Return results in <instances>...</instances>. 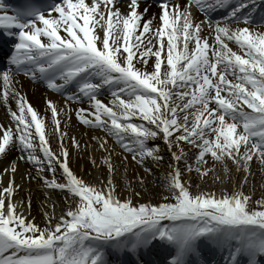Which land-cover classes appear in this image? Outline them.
<instances>
[{
	"label": "snow or ice",
	"instance_id": "6c2138e0",
	"mask_svg": "<svg viewBox=\"0 0 264 264\" xmlns=\"http://www.w3.org/2000/svg\"><path fill=\"white\" fill-rule=\"evenodd\" d=\"M118 2L92 0L89 6L85 0H62L41 7L28 0L12 15H0V29L17 41L9 61L14 73L10 69L3 74L5 90L13 97L18 95L9 86L11 75L21 72L31 75L33 80H43L49 89L60 94L68 85L75 84L79 95L67 99L87 98L95 109L88 113L94 116V122L84 118L85 110L79 109L77 117L81 123L112 136L133 154V159L138 156L141 163L146 158L157 162L162 159L159 147L148 144L162 134L170 151L179 150L172 151L171 158L177 165L170 166L171 171L164 178L166 190L171 193V197L164 199L175 203L133 206L130 200L120 202L115 198L111 179L105 191L77 178L70 170V153L62 142L67 134L59 132L60 121L55 119L60 110L48 101L55 131L61 139L57 156L46 139L45 125L31 106H27L31 123L27 122L26 101L19 97L20 115L11 113L13 121L18 122L16 133L10 129L3 131L0 154L6 153L9 146L16 147L22 153L21 159L26 154L38 173L53 174L51 180L40 177L45 186L66 191L72 199L79 200L54 226L49 218V226L42 230L15 214L11 200L14 188L10 182L0 192V264H107L106 246L136 254L138 249L148 248L157 240L174 249L169 264H189V258L198 255L196 245L202 239L228 251L226 264H239L241 256L248 258V264H258V258L264 256V210L250 208L251 196L242 191L222 198L204 192L191 194L178 165L182 159L187 163L184 148L187 144L198 149L195 171L202 177L211 171L202 170L209 155L214 163L230 160L237 171L248 175L254 157L264 167V32L251 28L253 23L264 28V12L259 21L255 20L264 0H259V4L257 0H188L183 6L173 4L172 0H160L161 26L154 33L153 21H144L138 11V0H129L126 14L116 8ZM190 4H195L206 16L225 9L226 18L217 22L214 29L211 18L195 23ZM0 11L7 12L2 0ZM53 11L57 17H52ZM203 23H208L215 32L214 43L201 36ZM233 23H243L245 27L233 28ZM141 26L142 31L137 34ZM61 32L67 35L62 36ZM180 35L183 48L177 52ZM165 36L166 45L162 43ZM154 38L160 44L156 50ZM229 43H235L243 55L234 52ZM165 47L167 66L162 72ZM152 56L153 71H148L147 58ZM136 64L143 68H137ZM105 86L111 91V106L98 99L100 89ZM181 88L193 89L186 102L187 91H173ZM222 92L226 95H221ZM4 100L7 103V95ZM213 101L216 108L209 107ZM197 105L200 107L196 108ZM245 106L251 111H245ZM192 109L195 111L190 112ZM134 117L146 123H134ZM33 125L43 159L33 143L30 131ZM211 134L213 139L208 138ZM72 144L79 147L75 139ZM100 147L108 151L107 141H100ZM103 162L111 173L110 161ZM57 167L66 182H57ZM15 170L13 165L11 171ZM192 170L189 165L188 171ZM244 182L247 183V176ZM256 207L264 209V200L257 201ZM17 227L21 230L17 231Z\"/></svg>",
	"mask_w": 264,
	"mask_h": 264
},
{
	"label": "bare ground",
	"instance_id": "6f19581e",
	"mask_svg": "<svg viewBox=\"0 0 264 264\" xmlns=\"http://www.w3.org/2000/svg\"><path fill=\"white\" fill-rule=\"evenodd\" d=\"M86 3L89 4V6L91 5V2ZM257 3L259 4V0H257ZM116 8H118L122 14H126L129 11L128 3L126 2L117 3ZM145 9H147L146 13L144 12ZM101 10H103V5H101ZM138 11L142 14V19L144 21H153V33L156 28L161 26L159 15L162 10L160 7L140 4L138 6ZM172 11L173 9L170 6L169 12L171 13ZM0 15H2L1 11ZM51 15L52 17H57L55 12ZM106 19L107 16L105 14V20ZM201 19H205V17L202 16V14L197 13L194 22L200 23L202 21ZM78 22L81 24L83 23L82 21ZM101 23H103V21ZM232 27L237 28L245 26L234 25ZM214 28L215 26H211V29ZM251 28L255 31L264 32V28ZM97 29H99V25H97ZM211 29L206 24H202L201 36L204 38L206 37L207 39L209 38L208 41L210 44L214 43V39L210 37L215 34V32ZM140 31H142V26L140 29H137V34ZM60 34L62 36L67 35L65 32H61ZM102 35L103 33L100 32V36ZM68 39L71 38L68 37ZM41 40L46 42V38L44 37H41ZM97 43L98 46H101L99 44V40ZM120 43H122V40ZM162 43L165 45L167 44V36L164 37ZM154 44L155 47L153 50L160 47V44L156 42L155 38ZM229 47H231L237 54L243 55L235 43H229ZM166 57L167 48L165 47L162 52V72L167 66ZM147 59L149 60V67L147 70L153 71L152 65L155 61V57L152 56ZM136 67L143 68V65L136 64ZM228 79H232L234 83L236 82L231 76H229ZM9 87L18 93V95L13 97L10 91L6 93L4 85H0V137H2L4 130L9 129L15 135L18 122L13 121L11 113H16L17 116L20 115L17 100L19 97H23L26 101L25 115L27 122L31 123V116L27 114V106H31L37 113L38 119H40L45 125L46 139L49 141L50 149L57 156H59L61 139L60 135L55 131L56 126L54 124V118L52 116L51 109L48 108V101H51L57 109L60 110V114L55 119L60 121L59 132L61 134H67L62 142L70 153V170L77 178L97 189L103 188L105 191H107V188L109 187L108 180L111 179V186L114 189L115 198L119 199L120 202L130 200L132 205L137 207L142 204L154 207L159 206V200L162 199L166 193L164 178L171 171L170 166L177 165V162L171 158L172 151H179L178 149L170 151L161 138L162 134L157 138L148 141L149 146L159 147V155L162 159L157 162L153 161L151 158H146L143 163H141L138 156L136 159H133V154L125 151L112 136H108L99 128H94L81 123V120L77 117V111L79 109L85 110L82 114L84 118L92 120L93 122L95 119L94 116L88 115V113L94 112L95 109L90 105L87 98H81V101H70L66 98L53 95L42 87L32 85L17 76L11 77V84ZM168 87L172 88V86ZM173 91L175 90L173 89ZM75 92L76 91L74 89L72 94ZM5 95H7V103H5L4 100ZM221 95H226V93L222 92ZM98 99L105 105L111 106L110 102L112 100V96L108 86L100 89ZM177 103L181 102L177 101ZM209 107L216 108V105L210 104ZM244 110L249 112L251 111L246 106ZM190 119H192V117ZM133 122L137 124L146 123L136 117L133 118ZM20 127L23 129V126ZM241 130L242 129H238V131ZM30 131L32 133L33 143L37 145V154L41 159H43V153H40L38 148L39 138L35 137L34 125ZM73 139H75L79 145L78 148L73 146ZM103 140L107 141L108 151H105L100 147V141ZM184 148L188 156L187 163H185L182 159L179 162L178 167L183 173L182 179L186 186L189 187L191 194L196 195L200 192H204L213 194L216 198H219L218 192L213 188H217L214 182L219 178L218 173H220V164L214 163L212 159H207L208 163L203 166L202 170L211 169V171H209L207 176L202 177L200 173L195 171L196 154H198V149H193L187 144H184ZM21 155V151H19L16 147L11 146H9V150H6V153L0 154V192H2L3 189L11 182L14 188L11 200L15 206V214L24 218L26 223H32L42 230L49 226V218H51V225L54 226L62 216L66 215L70 208H75L79 198L77 197L74 200L66 191L61 192L59 189L48 188L45 186L44 181L40 177L43 176L44 178L51 180L53 179V174L47 171L44 173H38L37 168L28 161L27 155L25 154L23 159H21ZM61 159H63V157H61ZM105 159H108L112 165L113 171L111 173H109L108 165L103 162ZM13 165H15L16 168L15 172L11 171ZM189 165L192 166V171H188ZM258 166L259 165H256L251 161V175H248L243 171H237L236 166L231 161L226 160L223 168L227 169L228 173L227 170L225 171L224 169L221 173L219 181H223L224 185L227 181L226 183L228 186H235L237 171L239 173L238 177L240 182L241 180L244 182L245 177L247 176L248 185L256 181L258 188L261 187L264 189V167ZM1 169H7L9 172L2 174ZM222 176H224L223 179ZM56 180L61 183L66 182L62 170L58 167ZM141 181H143V183H141ZM221 187H223L222 184L220 185V188ZM196 247L198 255L191 256L189 258V264H226V261L228 260L224 254L220 253L219 248L213 246L207 240L202 239L201 241H198ZM153 248H156L157 251L159 250V253L164 250V255L170 253V257L167 261L163 260L162 262V264H169V261L174 254V249L167 243L159 240L154 241L148 248L138 249L136 254L131 252L129 254L130 264H150L152 262L153 264L160 263V256L159 258L152 257L151 250ZM104 250L108 264L112 263L114 257L117 258L121 254L119 251L114 250L111 246H106ZM239 263L248 264V258L246 256H241L239 258ZM258 264H264V256L258 258Z\"/></svg>",
	"mask_w": 264,
	"mask_h": 264
},
{
	"label": "rangeland",
	"instance_id": "374dc122",
	"mask_svg": "<svg viewBox=\"0 0 264 264\" xmlns=\"http://www.w3.org/2000/svg\"><path fill=\"white\" fill-rule=\"evenodd\" d=\"M181 23H182V21H181ZM177 42L179 43V39H177ZM179 91L181 92L180 89H179ZM212 94L214 95V92ZM196 108H199V106H196ZM191 111H195V109L190 110V112ZM180 115L182 117L183 116V113H181ZM190 118H191V116H190ZM209 138L213 139L214 138V134H211ZM206 159H212V158L209 155V156L206 157ZM228 161H230V160H228ZM252 162L255 163L256 165H259L258 167H262L261 164H260V162L256 159V157L253 158V161ZM224 164H220L219 165V169H220V173H218V177L219 178L216 179V181L214 182L215 185L217 186V188H215V187L213 188L214 190H216L218 192L219 198H222V197H224L226 195H229L230 196L234 191H242L244 194L251 196V203L249 205L250 208H252L254 210H264V209H257V207H256V202L257 201L264 200V189H262L261 187L258 188V185H257V182L256 181L252 182V184L250 183V185H248L247 183H244L242 180L240 182L239 177H238L239 176V173L237 171H236V177H235V182H236L235 186H231V185L228 186L227 183H226L227 181L225 182V185L223 184V181H221V182L219 181L220 176H221V173L225 169V168H223L224 167ZM225 171H226V169H225ZM6 172H9V170H7V169L2 170L1 169V173L2 174H5ZM227 173H228V170H227ZM223 177L224 176H222V179H223ZM221 184L223 185V187L220 188V185ZM165 197H171V193L168 192L167 190H166L165 195L162 197V199L159 200V204L164 203V202H172V203H175V200H171V199H169L168 201H166L164 199ZM142 205H146V204H142ZM164 223H168V222L165 221ZM10 226H12V225H10ZM20 230L21 229H19L17 227V231H20ZM30 234L31 233H25V235H30Z\"/></svg>",
	"mask_w": 264,
	"mask_h": 264
}]
</instances>
